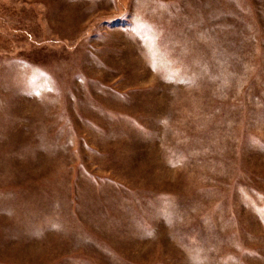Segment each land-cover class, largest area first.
I'll return each instance as SVG.
<instances>
[{"label": "rangeland", "instance_id": "374dc122", "mask_svg": "<svg viewBox=\"0 0 264 264\" xmlns=\"http://www.w3.org/2000/svg\"><path fill=\"white\" fill-rule=\"evenodd\" d=\"M0 264H264V0H0Z\"/></svg>", "mask_w": 264, "mask_h": 264}]
</instances>
